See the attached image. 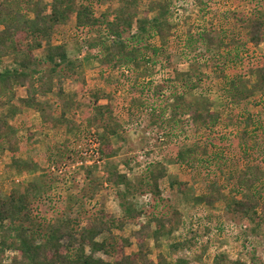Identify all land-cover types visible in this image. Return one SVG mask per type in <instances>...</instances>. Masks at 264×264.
Returning <instances> with one entry per match:
<instances>
[{
  "label": "rangeland",
  "instance_id": "374dc122",
  "mask_svg": "<svg viewBox=\"0 0 264 264\" xmlns=\"http://www.w3.org/2000/svg\"><path fill=\"white\" fill-rule=\"evenodd\" d=\"M151 1H141L139 16H151L148 11ZM172 1L174 14L171 23L174 27L170 31L167 53L154 58L139 70L133 65L102 63V48L98 44L102 39H110L106 27L79 30L76 28L75 13H71L65 23L56 26L51 42L67 45L70 56L79 64L78 73L63 79L61 85L66 96H47L56 108L53 112L56 120L51 126H44L39 113L26 106L23 101L27 98L26 89L15 87L14 99L5 110L12 105L20 109L10 122L18 128L22 149L13 156L0 148V190L9 194L15 189L23 190L28 183L37 180L43 183L46 191L34 197L29 205L31 217L36 221L34 228L40 224L39 232H44L47 225L58 224L67 218L78 221L81 228L101 213L122 216L118 189L106 180L107 162L117 165L121 172L137 176V182L145 177L150 163L159 161L167 167L170 177L183 183L185 193H180L177 187L172 188L170 179L164 181L163 193L158 197L142 184V191H137L134 199L143 212L142 217L131 220L124 230L114 229V238L110 242L115 253L112 256L99 253V256L114 261L125 239L130 243L124 245V252L135 253L138 250L136 232L141 225L154 215L169 214L174 207L183 223L171 235L161 237L160 246L152 239L145 241L152 260L157 261L160 254H166L167 260L173 262L176 255H186L190 264H216V259L224 254L223 264H251L254 249L256 263L264 264V233L260 237L251 235L249 223L244 219H235L223 202L209 206L193 199L209 192L213 177H218V183L228 194L235 187L232 176L250 161L249 155L253 152H256V155L253 154L256 161L264 166L263 97H252L249 102L237 106L226 100L223 97V82L212 68L203 64L209 62L217 66L221 62L220 56L217 59L208 54L197 55L205 75H201L199 87L192 92L186 85L187 78L182 75L191 68L196 58L186 47V36L190 31L197 33L214 24L230 34L241 32L240 42L245 44L246 49L238 74L247 76L250 86L254 84L255 76L250 73L264 65V42L258 46L251 44L241 21L250 14L252 3L250 0ZM75 4H89L100 16L104 12L114 14L122 0H75ZM152 42L159 43V39ZM45 46L34 52L37 60H43ZM149 56L150 53L146 59ZM10 65L9 58L0 59L1 69ZM173 96H184L180 101L182 104L206 97L212 104V110L222 113L220 122L204 135L215 146L209 148V156L200 155L195 165L177 161L178 149L196 142L197 135L189 127L187 114L179 115V122L171 117L169 106ZM3 97L7 99L9 95ZM38 99L45 97L38 96ZM65 101L73 102L67 114L68 120L59 116ZM97 104H109L119 133L125 138L122 150L109 161L102 158L98 151L102 123L93 117ZM166 107V113L161 114V109ZM244 107L249 108L257 121L256 125L248 127L246 138L242 137L241 129L247 127L236 123L237 109L243 110ZM153 109H158L155 116L150 114ZM245 139L250 142L249 155L243 150ZM219 150L239 160L237 165L232 163L223 167L222 174L217 171L222 161L217 163L213 157ZM14 158L20 163L15 164ZM21 160L35 163L36 169H27ZM126 160L130 161L128 167ZM89 168L94 169L92 174ZM106 236L108 232L98 239ZM179 240L185 242V246L179 251H172L170 245ZM12 255V252L7 253L9 258Z\"/></svg>",
  "mask_w": 264,
  "mask_h": 264
},
{
  "label": "trees",
  "instance_id": "16d2710c",
  "mask_svg": "<svg viewBox=\"0 0 264 264\" xmlns=\"http://www.w3.org/2000/svg\"><path fill=\"white\" fill-rule=\"evenodd\" d=\"M141 1L122 0L114 14L104 12L97 16L91 5H76L75 0H0V59L11 60L10 66L0 68L1 149L9 151L13 156L22 149L18 128L10 122L20 109L12 105L5 110L8 103L14 99L15 87L22 86L26 89L27 98L23 101L27 107H33L39 113L44 126H51L56 120L53 113L56 108L47 96H66L61 83L63 79L78 73L79 64L70 56L66 44H53L51 37L56 26L65 23L71 13H75L76 28L79 30L106 27L107 36L111 40L102 39L98 44L102 48L103 64L133 65L139 70L154 58L167 53L170 31L174 27L171 23L174 14L173 1L152 0L148 8L151 16H139ZM250 1L253 6L251 12L241 21L251 44L258 46L264 42V0ZM217 27L212 24L210 28L201 29L197 33L190 31L186 36V47L196 57L191 68L182 73L187 78L189 92L199 87L201 75H205L201 70L205 64L212 68L217 78L223 82V97L231 104L241 105L240 103L249 102L252 97L258 96L264 100V65L258 66L250 73L255 76V82L250 86L247 76L238 74V67L243 64V51L246 49L245 44L240 42L241 32L230 34L228 30ZM156 38L159 43L152 42ZM44 45V58L37 60L34 52ZM148 53L151 56L146 59ZM201 53L221 58V62L219 61L217 66H212L209 62L202 64L197 57ZM4 95L9 97L4 99ZM38 96L45 99L39 100ZM172 98L173 102L169 106L171 117L179 122V115L187 114L189 127H192L197 135L196 142L178 149L177 161L195 165L200 155L209 156V148L215 146V143L209 137L204 138V135L220 122L222 113L212 110V104L206 97L196 98L195 101L184 104L180 102L184 96ZM72 105V101L64 102L63 110L59 114L62 119H67ZM166 109L168 107L161 109V114H165ZM242 109H237L236 123L238 122V126L243 123L247 127L241 129L242 137L246 138L249 134L248 127L256 125L257 121L249 108ZM157 110L153 109L150 114L155 116ZM112 113L109 104H97L93 116L95 121L102 123L98 150L106 161L115 157L125 142ZM202 140L203 144H200ZM242 145L244 152L249 155L250 142L245 139ZM254 153L256 155V152L249 155L250 161L242 170L232 176L235 179V187L228 194L224 193V187L218 183V177H213L209 192L193 199L209 206L223 202L235 219H244L249 223L251 235L260 237L264 233V166L256 161ZM260 154L261 152L258 156ZM213 157L217 163L218 160L222 161L221 165L217 166L220 174L224 172L223 167L239 163V160L222 154L220 150ZM13 162L20 163L17 158H14ZM125 162L128 167L130 161ZM21 163L29 170H35L37 167L35 163L27 160H21ZM88 170L90 174L94 172L93 168ZM106 173V180L118 189L122 216L101 213L81 228L78 221L70 218L63 219L58 224L47 225L44 232H39L40 224L34 228L36 221L31 217L29 205L34 197L46 191L43 183L37 180L28 183L23 190L15 189L9 194L0 190V264H190L186 255H176L173 262L167 260L166 254H160L157 261L152 260L149 257L151 252L145 243L147 239H152L160 246L161 237L171 235L180 227L183 222L174 207L169 214L154 215L141 225L140 230L136 232L138 250L135 253L124 252V245L130 243L125 239L114 261L98 255L103 253L112 256L115 253V248H112L110 242L114 238L112 231L117 228L124 230L131 220L136 221L142 217V210L134 202L137 191H142V184L158 197L163 193L162 184L166 179H170L169 185L172 188L177 187L180 193H185L183 183L170 177L167 167L159 161L150 163L145 177L137 182V176L121 172L117 165L110 162H107ZM106 232L108 236L99 240L98 238ZM184 246L185 242L179 240L172 243L170 249L176 252ZM8 252L13 253L10 258L7 256ZM224 259L225 255L222 254L216 259V264H223ZM256 260L253 249L251 264H257Z\"/></svg>",
  "mask_w": 264,
  "mask_h": 264
},
{
  "label": "built area",
  "instance_id": "2783aa9c",
  "mask_svg": "<svg viewBox=\"0 0 264 264\" xmlns=\"http://www.w3.org/2000/svg\"><path fill=\"white\" fill-rule=\"evenodd\" d=\"M99 151V150H98Z\"/></svg>",
  "mask_w": 264,
  "mask_h": 264
}]
</instances>
